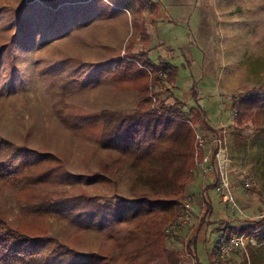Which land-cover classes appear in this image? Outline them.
Listing matches in <instances>:
<instances>
[{
  "label": "rangeland",
  "instance_id": "obj_1",
  "mask_svg": "<svg viewBox=\"0 0 264 264\" xmlns=\"http://www.w3.org/2000/svg\"><path fill=\"white\" fill-rule=\"evenodd\" d=\"M146 1L158 8L156 16H149L148 5L136 4L139 10L132 14L97 6L79 25L69 19L68 10L61 9L63 23L56 27L52 15L40 10L42 0H0V210L13 226L30 224L41 230L43 245L27 264H128L108 238V230L121 226L111 224L109 214H104L101 227L85 228L71 210L48 211V206L70 201L84 205L83 200L73 199L84 193L101 201L130 199L129 161L102 147L97 112L132 111L139 90L148 83L155 108L176 106L187 114L200 107L215 131L194 126L195 134L203 138L198 153L207 161L195 165L196 156L192 181L180 197L181 202L186 198L192 202L190 222H179L170 230L167 248L180 254V264H197L193 247L186 251V236L194 226L191 222L198 220L204 188L211 182L207 173L213 171L218 180L229 183L235 206L222 199L224 190L217 185L208 190L212 202L208 220H214L216 229L207 226L205 237L220 234L225 226L233 233L252 226L254 231H244L246 247L236 248L227 264H264V122L259 127H237L231 106L243 92L257 90L264 82V0ZM133 18L145 22L147 44L139 40L140 28L133 29ZM128 45L129 56L138 64L128 63L123 70L135 66L137 73L133 82L121 83L117 71L112 78L100 70L105 64L117 68L115 57L123 55ZM141 52L158 70L162 62L174 67L175 79L151 84L153 74H165L156 67L152 74L141 67L145 60ZM62 84L70 86L61 101L67 107L62 115L71 127L55 112L59 99L54 91ZM259 94H264V85ZM1 139L14 148L4 150ZM24 160L32 162L29 172L23 170ZM51 167L55 169L42 180L23 181ZM92 173L103 175L93 178ZM246 180L255 186L244 187ZM34 203L41 204L40 212L29 211ZM1 222L0 233L12 228ZM213 246L214 241L206 239L197 243V259L217 264Z\"/></svg>",
  "mask_w": 264,
  "mask_h": 264
},
{
  "label": "trees",
  "instance_id": "obj_2",
  "mask_svg": "<svg viewBox=\"0 0 264 264\" xmlns=\"http://www.w3.org/2000/svg\"><path fill=\"white\" fill-rule=\"evenodd\" d=\"M42 2L43 6L40 7V10L52 15L51 22L56 27L63 23L58 14L61 9L68 10L69 19L79 25L86 23L91 15L90 9L97 6L99 9L103 7L107 11L123 8L132 13L134 10H139V7L148 5L152 16H156L158 10L155 5H152L150 1L147 3L146 0H42ZM136 4L139 6L138 8H136ZM64 5L67 6L64 7ZM133 24L135 30L139 29L138 23L133 22ZM146 35L142 26L141 39L143 42L147 40ZM130 48L131 45H128L123 55L115 57L117 60L113 66L116 64L117 68L112 70V66L109 68L105 64L102 65L105 68L100 71H103L102 73L105 75L110 74L112 78L115 76L114 72L117 71L121 83L133 82L134 74L137 73L136 67H130L129 72L123 70V68H128L126 66L128 63L138 64L136 59L129 56ZM139 56L145 58L144 65L140 64V66H145L150 71L149 73L152 74L156 67V71L165 74V77L153 74L150 78L151 84L171 82L175 79L176 70L174 67L171 68L167 63L162 62L159 64L158 70L146 53L141 52ZM262 84L264 85V82ZM263 85L257 90L241 92L242 94L232 103L233 120L237 127L248 125L259 127L264 122V94H259ZM61 87V90L54 91L56 99H59L55 104L57 106L55 112L64 124L71 127L72 124L67 122L65 116L62 115L67 110L62 101L69 92L70 86L65 88L66 84H62ZM139 93L140 99L130 112L106 109L97 112L102 125L100 132L102 147L117 151L129 161L127 189L130 199L116 197L115 202L101 201L99 196H89L84 193V195L73 198L76 199V202L83 200L84 205L70 201L57 206L58 202H50L48 211L71 210L72 217L76 219L81 217L84 221L81 224H84L85 228L101 227L102 218L107 213L111 216L109 220L111 224L121 225L114 231L108 230V238L112 241L114 248L119 251V255L127 258L128 264H179V253L167 249L165 246L167 234L164 230L168 223L181 214L183 201L181 202L180 197L184 196L188 184L192 181L191 167L195 163L194 126L202 125L212 132L215 131L200 107L190 108L187 114H183L181 107L176 106L158 105L159 110L155 108L149 94V83L142 86ZM1 144L4 150L14 148L13 144L6 140ZM216 151L217 144L214 145L210 157L212 164ZM202 158V154L198 153V161L201 162ZM31 163L24 160V172L30 171L28 164ZM105 168L108 169V167ZM46 169L41 174L37 176L32 174L30 176L32 178H26L23 181L42 180L50 170L55 168ZM107 174L111 175L112 172L108 171ZM91 175L93 178H99L103 174L92 173ZM217 183L218 176L213 180L211 188L216 187ZM207 189L209 188L204 190V217L212 212L211 203L206 196ZM31 207L29 211L32 213H38L41 210L40 203H34ZM75 210L76 212H74ZM0 220L4 226L7 224L12 226L8 229L9 231L5 230L0 233V264H27L26 260L33 261L32 257L39 254L40 246L43 245L39 227L30 224L13 226L4 218L1 210ZM261 228V238H264V228ZM247 230L254 231L255 228L246 226L239 232ZM233 231L225 226L219 235L229 236L233 234ZM191 243L193 240H189L188 247ZM214 248L216 249V241ZM58 255L59 253H55L54 258H57ZM90 256L96 255L90 254ZM215 260L217 264H221L218 257ZM195 261L197 264H201L197 258Z\"/></svg>",
  "mask_w": 264,
  "mask_h": 264
},
{
  "label": "built area",
  "instance_id": "obj_3",
  "mask_svg": "<svg viewBox=\"0 0 264 264\" xmlns=\"http://www.w3.org/2000/svg\"><path fill=\"white\" fill-rule=\"evenodd\" d=\"M195 159L198 154V150L203 147V138L200 137L198 133L195 134ZM202 161H207V157L203 156ZM200 161H197L195 165H198ZM255 186L254 181L246 180L244 182V187L250 188ZM219 191H223L222 199L224 201H232L234 206V200L230 192V185L225 180V178H221L218 180L217 187ZM192 212V202L188 198L183 201V208L181 214L173 221L169 223V225L165 228V233L169 234L170 230L174 229L179 222L188 223L190 222ZM264 218V215L262 216ZM248 237L245 232L233 233L229 236L219 235L216 240V252L217 257L221 264H227V260L229 255L236 249L241 248L244 249L247 245Z\"/></svg>",
  "mask_w": 264,
  "mask_h": 264
},
{
  "label": "crops",
  "instance_id": "obj_4",
  "mask_svg": "<svg viewBox=\"0 0 264 264\" xmlns=\"http://www.w3.org/2000/svg\"><path fill=\"white\" fill-rule=\"evenodd\" d=\"M158 11V10H157ZM129 13H131V12H129ZM133 13V12H132ZM131 13V14H132ZM148 13H149V16H152L151 14H150V12H149V10H148ZM133 22H136V23H138L139 24V28H140V30H141V33H142V26L144 27V29H145V32H146V34H147V30H146V25H145V22L143 21V20H141L140 22H138L137 20H135L134 18H133V20H132V25H133V29H134V24H133ZM137 30H139V29H137ZM141 33H140V36H139V40H142L143 41V39H141ZM148 40H149V37H148V39L146 40V44L148 43ZM198 168V167H197ZM207 177L208 178H210L211 179V182L208 184V185H206V187L205 188H209V189H211V186H212V184H213V180L214 179H216V176L213 174V171L211 172H208L207 173ZM215 177V178H214ZM204 188V189H205ZM209 189H207L206 190V196H207V199L210 201V203H211V206H212V202H211V200H210V198H209V196H208V194H207V192H208V190ZM204 206H205V201H203V203H202V205L200 206V208H199V211H197V216H198V220H197V222L196 223H194L193 221L191 222V223H193V225L194 226H192L191 228H190V231H189V233L187 234V236H186V251L188 252V250L187 249H190L191 248V246L193 247V249H191V251L193 252V259H195V258H197L196 256H195V249H196V246H197V243L199 244V245H201V244H203L204 243V241H205V239L206 240H208V241H214V245H215V241L217 240V237H218V235L219 234H216V235H208V236H206L205 237V231H206V229H208L207 228V226H210V227H212V228H214L215 227V222H214V220H208V219H210V214H207L205 217L203 216V214H204V212H205V210H204ZM219 223V222H218ZM218 229H220L219 227H217ZM215 229H216V227H215ZM166 238H168V234L166 235V237H165V246H166ZM189 240H193V243H191V245L188 247V242H189ZM166 248H167V246H166ZM213 248H214V246H213ZM167 249H169V248H167ZM216 250H214V252H215ZM188 253H190V252H188ZM215 256V255H214ZM179 257H180V254H179ZM216 259V258H215ZM200 262V261H199ZM201 264H204V263H202V262H200ZM179 264H180V259H179Z\"/></svg>",
  "mask_w": 264,
  "mask_h": 264
}]
</instances>
